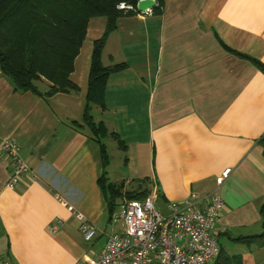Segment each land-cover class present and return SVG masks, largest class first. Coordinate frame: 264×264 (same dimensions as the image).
I'll use <instances>...</instances> for the list:
<instances>
[{
  "label": "crops",
  "instance_id": "crops-1",
  "mask_svg": "<svg viewBox=\"0 0 264 264\" xmlns=\"http://www.w3.org/2000/svg\"><path fill=\"white\" fill-rule=\"evenodd\" d=\"M105 26L101 16L89 21L70 75L79 90L49 96L18 90L0 72V264H87L109 234L123 229L119 212L108 211L98 182L100 143L83 118L94 39ZM225 44L264 61V0H165L161 13L120 16L103 62L128 66L110 74L107 106L93 111L99 108L95 119L127 144L118 145L125 171L114 182L147 185L165 204L196 193L199 207L217 191L223 198L217 236L240 244L234 237L263 226L264 72ZM6 138L28 164L14 187L6 184L12 169ZM77 211L96 225L91 239ZM241 243L231 256L242 258L232 264H264V246Z\"/></svg>",
  "mask_w": 264,
  "mask_h": 264
},
{
  "label": "trees",
  "instance_id": "trees-1",
  "mask_svg": "<svg viewBox=\"0 0 264 264\" xmlns=\"http://www.w3.org/2000/svg\"><path fill=\"white\" fill-rule=\"evenodd\" d=\"M125 2L132 7H120ZM138 0H0V72L9 76L18 90H32L41 95H52L58 91L79 90L70 75L74 61L86 37L89 21L95 16L106 18L105 30L94 39L91 54L88 91L84 110V122L90 127L100 143L104 168L98 182L107 195V208L113 215L127 198L143 199L151 188L139 184L126 188L125 182L110 179L107 166L110 156L104 138L112 136L126 150L127 144L121 135L110 130L103 120L97 121L93 112L96 104L106 108V87L111 73L125 69L127 61L111 64L103 62V51L109 35L118 27L119 17L140 12ZM165 0H156L152 11L161 13ZM239 55L248 57L264 72V61L225 44ZM39 82L45 84L41 88ZM80 124V123H79ZM264 146V134L260 137ZM158 197L160 192H158ZM162 198V197H161ZM264 227V202L260 206ZM235 240L249 245L264 246V229L261 232L240 235ZM242 258L241 254L234 255ZM231 256L220 249L211 264H232ZM242 262V261H240Z\"/></svg>",
  "mask_w": 264,
  "mask_h": 264
},
{
  "label": "built area",
  "instance_id": "built-area-1",
  "mask_svg": "<svg viewBox=\"0 0 264 264\" xmlns=\"http://www.w3.org/2000/svg\"><path fill=\"white\" fill-rule=\"evenodd\" d=\"M119 6L132 7L125 2ZM2 147L12 160L6 184L14 187L28 164L14 139L6 138ZM230 169L226 167L219 179L227 176ZM157 197L153 191L143 199H125L118 213L123 229L109 234L98 255L87 264H211L221 249L214 229L223 209L222 195L213 192L208 204L199 207L194 205L197 194L192 193L183 203L168 201L165 210L157 206ZM77 215L85 238L91 239L96 225L83 212L77 211Z\"/></svg>",
  "mask_w": 264,
  "mask_h": 264
},
{
  "label": "rangeland",
  "instance_id": "rangeland-1",
  "mask_svg": "<svg viewBox=\"0 0 264 264\" xmlns=\"http://www.w3.org/2000/svg\"><path fill=\"white\" fill-rule=\"evenodd\" d=\"M104 16H101V19H104ZM40 87L43 89L45 88V84L42 82H39ZM96 115L100 114V109H94L93 111ZM105 141L107 142L108 145V150H109V154L111 157V161L110 164L108 166V170H109V176L111 180H116L117 178H119V175H121V173L123 171H125L124 165H123V159L125 156V152L123 150H121L116 142V140L112 137V136H108L105 138ZM135 184H137V182L132 183L130 185L131 186H135ZM157 206L163 210H165V203L162 200V198H157V202H156ZM120 210V206H118V208L116 209V212H119ZM122 222L121 219H119V221L117 222V226H121ZM264 229L263 226L259 227L258 232H261ZM220 228L219 226H216V228L214 229V232L217 234L219 232ZM218 236H220L221 238V243H223L224 245V249L225 252L227 254L233 255V252H236L238 250H240V247H245V245L243 243L240 242V244H235L233 243V240L229 241V238L227 235L225 234H219ZM228 243V244H226Z\"/></svg>",
  "mask_w": 264,
  "mask_h": 264
},
{
  "label": "water",
  "instance_id": "water-1",
  "mask_svg": "<svg viewBox=\"0 0 264 264\" xmlns=\"http://www.w3.org/2000/svg\"><path fill=\"white\" fill-rule=\"evenodd\" d=\"M156 5V0H138L137 2V9L139 11H148L150 9H153V7ZM3 53V49L0 47V55Z\"/></svg>",
  "mask_w": 264,
  "mask_h": 264
}]
</instances>
